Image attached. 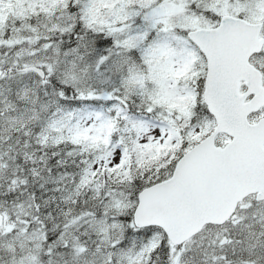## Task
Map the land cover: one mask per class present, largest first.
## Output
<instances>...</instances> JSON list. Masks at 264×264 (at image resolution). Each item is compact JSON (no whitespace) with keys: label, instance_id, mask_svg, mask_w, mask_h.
<instances>
[{"label":"snow or ice","instance_id":"obj_1","mask_svg":"<svg viewBox=\"0 0 264 264\" xmlns=\"http://www.w3.org/2000/svg\"><path fill=\"white\" fill-rule=\"evenodd\" d=\"M0 264H264V0H0Z\"/></svg>","mask_w":264,"mask_h":264}]
</instances>
